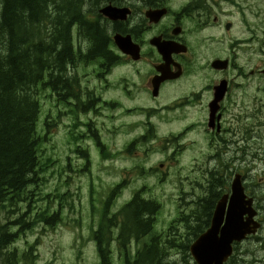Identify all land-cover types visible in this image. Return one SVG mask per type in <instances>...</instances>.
Masks as SVG:
<instances>
[{
	"label": "trees",
	"instance_id": "trees-1",
	"mask_svg": "<svg viewBox=\"0 0 264 264\" xmlns=\"http://www.w3.org/2000/svg\"><path fill=\"white\" fill-rule=\"evenodd\" d=\"M86 4L87 0H0V209L9 214L0 224V264H33L37 258L36 244L21 250L16 245L18 240L36 226L54 228L64 220L61 215L64 195H58L59 209L55 211L50 207L40 210L38 199L34 198L44 170L41 161L44 136L38 131L42 113L39 95L52 84L56 99L60 100L65 96L62 91L75 87L72 77H65V73L67 65L75 63L80 55L74 52L72 28L81 20L80 7ZM86 23L80 33L100 51L104 50L105 37ZM219 180L216 175L211 183L214 193ZM92 194V216L100 218L98 228L92 230L99 264H113V241L118 243V255L124 264H191L190 244L208 227L210 218L205 217L214 199L213 195L201 199L196 216L202 218H196V224L185 218L189 233L184 239L174 237L168 241L170 247L182 249L183 262L177 263L171 261L169 248L159 244V234L153 231V218L159 208L156 201L146 200L138 192L112 215L108 213L110 197L99 212ZM23 202L28 203L26 210ZM68 204L74 209L71 202ZM17 209H21L19 214L10 216ZM119 218L122 226L116 235L113 227ZM147 235L152 238L137 246L133 253L129 248L132 238L142 241ZM235 260L233 255L227 264Z\"/></svg>",
	"mask_w": 264,
	"mask_h": 264
},
{
	"label": "rangeland",
	"instance_id": "rangeland-1",
	"mask_svg": "<svg viewBox=\"0 0 264 264\" xmlns=\"http://www.w3.org/2000/svg\"><path fill=\"white\" fill-rule=\"evenodd\" d=\"M246 11H255L260 13L259 20L261 26L264 23V5L258 6L253 4L252 6L246 7ZM234 22L236 23L237 33L242 31V16L238 13L232 15ZM263 36V29L260 28L258 32ZM254 35V34H253ZM261 50L258 52L259 56L254 54L245 53L242 63L246 66H253L254 64H264V43L263 38L260 42ZM71 77V76H70ZM87 78V76H85ZM95 80L93 74L91 75L90 86H94ZM244 92V105L242 107L231 108L228 112V120L235 119L234 124L236 127L243 130L235 138L237 141V147L245 148L244 151H240L235 157L231 155V165H238V170L243 171V175L254 180L257 183L254 194L258 200L259 205L264 209V81H256L252 88L243 90ZM49 90H45L40 93V102L42 105V113L40 116V122L38 124V131L42 136H45V119L51 113L52 118H55L57 111H62L63 106H57L52 97L49 96ZM88 94V93H87ZM86 94V95H87ZM115 98L126 105H132V111L122 109L108 108L102 104L97 112H83L79 114V125L76 127L72 126L73 118L65 115L64 113L57 118V122L50 127L48 138L42 145V157L44 170L40 173L42 181L38 188L35 190L38 199L37 206L40 210L50 207V209H59L60 199L58 195L62 194L64 207L61 212L64 220L56 227L44 228V225H39L34 230H29L25 235L21 237L17 242V246L21 250H26L29 244H36V250L34 251L37 257L33 264H98V256L95 249L94 240L90 241L91 226L97 218L92 217V209L90 204V189L91 181H93L97 188L106 187L107 184L114 182L124 177L122 170H129L130 168L136 167L138 157L134 154L124 153L115 158L112 161H102L97 153V147L94 145V141L88 138L91 135L86 126L81 127L84 121L89 122L90 120L94 124V128L97 127L98 133L104 136V141L110 143V137L108 131L111 129H118L122 133L115 136V143L122 144L125 139L130 137L139 136L140 129L136 128L141 122L147 121L149 116L140 113L135 110L137 107H148L151 103H148L143 94L139 92L131 95L130 100L125 94L116 92ZM92 95L88 94L85 101H88L87 106L90 107L92 102ZM167 98L164 99L166 102ZM124 106L125 108L127 106ZM96 108V107H95ZM162 113L152 115L151 120L154 123L157 134L161 137L165 135H171L172 133L177 134L182 131L186 126V118L190 119H203L200 111L188 110L184 117L176 115L165 116ZM179 119V120H178ZM132 125L127 128V125ZM230 123H232L230 121ZM75 130L76 133L85 132L83 141L84 148L90 149L92 155V167L90 173H79L76 169L84 164V160L80 158L77 153H74V145L71 132ZM144 130V129H143ZM125 133V134H124ZM189 136V135H188ZM188 138V137H187ZM233 138V137H230ZM195 147L189 152L188 160L198 163L200 166L197 167V171L206 161L204 155L210 151L211 143H205L204 140L199 139ZM189 141V139H187ZM187 142L183 146H187ZM221 144L222 148L224 144L220 139H216L213 145ZM165 143L160 141L154 142L150 149V154H140L142 161L145 163L147 168L155 166L160 161L164 160L167 162V155L164 151H172L175 144L170 143L164 148ZM156 151V152H155ZM70 158L72 166H68L66 161ZM228 158V157H227ZM184 165L194 173L192 165L182 163L181 161H172L169 167V172L165 179L158 177L157 171H149L148 173H154L152 175H132L130 172V178H133L128 182L131 184L127 190L124 191V195H133L135 188L141 187L143 184L148 185V189L145 190L146 198H157L164 203L166 208L165 212L160 211L155 229L166 228L169 221L174 215L177 201L182 194L180 189L179 179H183V176L187 173V168L184 169ZM76 167V168H75ZM255 167V170L253 168ZM147 174V173H146ZM160 175V173H158ZM197 175L200 174L197 172ZM129 175L126 176L128 178ZM160 179L161 181H159ZM128 183V184H129ZM31 189H35V186H31ZM250 191H252L249 188ZM148 191V193H147ZM185 192H188L185 191ZM194 190H190L188 193L192 194ZM105 190L97 191L96 197L104 195ZM188 194V196H189ZM191 198V195L189 196ZM71 202L74 209L70 208L67 203ZM123 202H118L120 206ZM67 204V205H66ZM26 210L28 203L23 202L21 204ZM61 207V206H60ZM21 209H17L11 215H18ZM34 213V212H33ZM264 215V211L262 213ZM9 214L4 210L0 209V224L5 222V218ZM263 218V216H261ZM161 220H163L161 222ZM259 236L263 237L262 240L252 242H244L240 246L242 251V257L245 256V260L241 261L240 264H264V231H259ZM83 238L86 240L83 241ZM89 239V243H88ZM136 243H133L135 245ZM88 245V246H87ZM250 252V253H247ZM254 252V254L252 253ZM255 255V256H254ZM114 261V259H113ZM20 264H25L21 262ZM116 264H118L116 262ZM123 264V261H122Z\"/></svg>",
	"mask_w": 264,
	"mask_h": 264
},
{
	"label": "flooded vegetation",
	"instance_id": "flooded-vegetation-1",
	"mask_svg": "<svg viewBox=\"0 0 264 264\" xmlns=\"http://www.w3.org/2000/svg\"><path fill=\"white\" fill-rule=\"evenodd\" d=\"M107 7L122 10H114L111 19L103 13V9ZM230 7L240 9L238 1L235 0H87V4L80 7L82 18L78 27L82 29L87 22L86 26L100 31L106 43L102 51L90 39H82L75 45L83 51V61L79 63L77 70L79 85H83L88 94L96 97V87L89 84L92 73L95 72V77L100 82L107 80L112 65L117 60H124L127 62L125 66L135 67V71L128 78V87H125L130 95L139 92L145 94L146 98L155 99L152 96L154 85L158 86L161 93L172 87L176 94L169 107H174L176 114L179 115L182 108L185 111L201 112L203 119H192L188 125L191 128V149L202 139L212 145L204 157H235L245 150L244 147L238 148L235 140L244 131L235 126V119L230 120V123L228 112L231 108L244 105L243 90L252 88L256 81H264V65L246 66L241 62L245 53H254V39L246 42L242 34L235 36L233 26L228 28V24H231L228 19ZM158 10H165L166 13L159 21H155L151 19L149 11ZM122 11L125 17L118 18L122 16ZM116 33L131 36L140 49L138 60L116 47ZM157 38L172 41L175 45L172 60L165 73L167 76L172 74L174 78L160 82L155 80L161 75L158 68L163 65L164 60L152 42ZM179 44L187 46V50L184 51ZM140 65L146 68L145 71L139 69ZM220 85H224L225 91L217 90ZM92 100L95 105L96 101ZM216 139H220L225 148L221 144L213 145ZM183 154L176 151L172 153L175 159ZM193 165L192 169L196 174L198 163L194 162ZM188 181L189 179L185 182ZM222 182L223 177L220 176L217 187H214L216 193L212 189V183L206 196L203 189H200L204 184L195 177V197L190 204L187 218H202L196 216L200 210V201L205 196L213 195L214 199L205 217L212 218L216 206L215 198L220 193L218 185ZM246 183L248 187L251 185L249 180ZM179 218L185 217L181 215ZM259 219L264 221L261 216Z\"/></svg>",
	"mask_w": 264,
	"mask_h": 264
},
{
	"label": "water",
	"instance_id": "water-1",
	"mask_svg": "<svg viewBox=\"0 0 264 264\" xmlns=\"http://www.w3.org/2000/svg\"><path fill=\"white\" fill-rule=\"evenodd\" d=\"M114 10L122 9L107 7L103 13L112 16ZM116 39L121 48L126 50L118 36ZM167 44L164 42L161 47L166 59L171 52ZM252 205L253 198H247L240 179H236L229 206H226L224 198L216 208L210 228L191 245V252L199 264H224L232 254L234 241H241L247 234L256 231L259 224L254 221L257 213ZM245 215L248 216L245 218Z\"/></svg>",
	"mask_w": 264,
	"mask_h": 264
},
{
	"label": "bare ground",
	"instance_id": "bare-ground-1",
	"mask_svg": "<svg viewBox=\"0 0 264 264\" xmlns=\"http://www.w3.org/2000/svg\"><path fill=\"white\" fill-rule=\"evenodd\" d=\"M255 256V255H254Z\"/></svg>",
	"mask_w": 264,
	"mask_h": 264
}]
</instances>
